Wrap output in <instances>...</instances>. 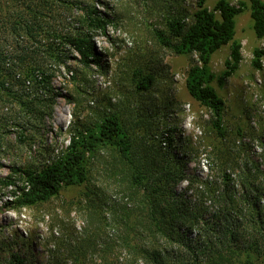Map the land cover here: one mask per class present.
I'll return each instance as SVG.
<instances>
[{
    "label": "trees",
    "instance_id": "1",
    "mask_svg": "<svg viewBox=\"0 0 264 264\" xmlns=\"http://www.w3.org/2000/svg\"><path fill=\"white\" fill-rule=\"evenodd\" d=\"M246 1L255 36L264 39V0H241L238 6L217 0L213 9L205 6L207 0H198L193 14H169L167 34L156 32L161 45L173 53L198 58L188 72L186 88L212 113L215 157L209 167L216 172L206 177L192 174L188 163L196 149L171 130L162 137L166 148L162 147L159 128L153 132L150 121L157 112L137 114L135 108L110 105L91 126L70 132L66 146L44 165L12 163L10 173L0 176V196L8 192L19 209L46 203L64 188L84 186L78 203L86 215L79 231L68 229L54 237L46 246L44 262L37 260L32 244L6 235L7 226L0 222V264L264 260V128L245 132L225 127L224 101L213 86L216 75L210 67L212 56L230 45L227 70L219 82L238 70L242 46L235 41L236 18L245 11ZM93 2L0 0V154L12 149V135L15 143L25 146L38 137L41 121L51 116L54 80L68 68L71 53L78 54L85 67L101 68L89 33L104 32L111 22ZM64 8L84 10L81 21L86 30L82 26L72 30L58 14ZM263 55L264 50H254L256 69L261 68ZM153 82V76L141 69L134 72L136 92L149 93ZM104 150L110 152V160L101 157ZM96 163L104 164L116 178L122 197L111 198L104 186L92 181Z\"/></svg>",
    "mask_w": 264,
    "mask_h": 264
},
{
    "label": "rangeland",
    "instance_id": "2",
    "mask_svg": "<svg viewBox=\"0 0 264 264\" xmlns=\"http://www.w3.org/2000/svg\"><path fill=\"white\" fill-rule=\"evenodd\" d=\"M216 1L207 0L205 6L213 9ZM228 1L238 6L241 0ZM93 4L111 22L104 32L95 30L89 33L101 68L95 64L85 67L79 61L80 56L71 53L68 68H62V75L54 80L51 116L43 118L38 128L39 135L30 141L29 146L15 143V136H11L12 149L7 154H0V163L3 164L0 176L10 173L12 163L33 168L44 165L66 146L70 132L91 126L110 105L135 108L137 114L147 110L157 112L150 121L153 132L159 128L158 141H163L162 147L166 148L162 137L171 130L185 143L190 140L196 149L188 163L192 174L206 177L209 172L215 173V168L209 167L213 166L215 157L212 153V113L195 101L186 88L188 72L198 58L196 55L173 53L161 45L156 33L164 31L167 34L166 22L170 13L193 14L198 0H94ZM246 6L236 18L235 41L242 46L238 70L222 84L219 82L227 70L225 63L230 58V45L212 56L210 67L216 75L213 86L224 101L225 127L244 128L245 132H250L264 128V55L261 68L253 66L254 50H264V39L255 36L247 1ZM58 14L72 30L81 28L84 10L64 8ZM139 69L153 76L149 93L136 92L133 85L134 72ZM178 153L183 154V150ZM101 157L107 161L111 154L104 150ZM97 163L92 181L104 186L111 198L122 197L121 189L115 185L116 178L104 164ZM186 185L183 183L181 188ZM84 191V186L64 188L58 197L23 209L17 208L5 191L0 196V222L7 226L5 234H13L20 244H32L37 260L44 262L46 246L54 242L55 236L61 232L68 233V229L79 231L83 227L86 215L78 202ZM258 264H264V260Z\"/></svg>",
    "mask_w": 264,
    "mask_h": 264
}]
</instances>
